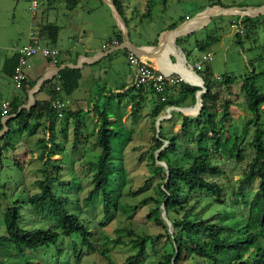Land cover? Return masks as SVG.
Listing matches in <instances>:
<instances>
[{
	"label": "trees",
	"instance_id": "trees-1",
	"mask_svg": "<svg viewBox=\"0 0 264 264\" xmlns=\"http://www.w3.org/2000/svg\"><path fill=\"white\" fill-rule=\"evenodd\" d=\"M77 0H66L67 7L72 8ZM118 10H121L120 0H113ZM149 4L150 0H146ZM168 0H160L165 5ZM209 3L223 5L221 0H210ZM147 10L145 11V13ZM240 18V24L243 28L242 32L235 31L236 41L240 44L241 39L238 37L240 33H247L248 28H256L261 21H264V14L242 15L233 17ZM231 23V22H230ZM175 33V32H172ZM198 48L204 49L205 44L197 40ZM173 47V48H172ZM168 51L175 52L172 44L167 45ZM178 55L180 53H177ZM16 53L8 58L3 64V69L10 74L16 62ZM167 62H170L166 59ZM173 63V62H170ZM169 68V67H168ZM262 73L254 69L249 74L244 75L239 89L246 99V108L252 114L243 126V133H246L249 125H252L253 132L249 139L244 136L238 141L234 140L231 146L227 147V139L224 135L225 123L230 115V105L232 100L229 97L230 88L235 77L230 74H222L220 80L213 78L209 66H205L199 74L203 80L205 90L200 93L201 106L196 114H194L199 104L187 106L195 102V92L199 86L189 84L183 80H179L173 84L166 85L162 93L157 92L150 85L134 86L130 84L122 91L107 96H116L119 101L125 99L124 106L129 103L131 106V115L136 117L147 92L156 94L158 102L154 103L151 114L157 116L166 106H187L186 110L171 108L168 118L160 119L159 128L156 129L157 137L154 146L159 148L164 140L167 145L162 149L159 148L157 159L165 162L166 171L162 166L159 170L163 171L161 180L156 184V191L160 196L149 195L143 197L132 206L121 203L118 199V190L116 189V181L121 178V163L114 159L111 140L117 137L119 133L115 127L121 123V117L124 109L115 114L113 120L109 119V112L103 108L98 110L100 123L96 128L95 141L99 146V152L94 159L86 161V168L93 169L91 173V187L87 190L85 196L81 198V206L79 211L88 214L91 218L95 217L96 209L100 205L98 223L104 225L112 220L117 209L122 210L129 217L139 205L145 204L152 199L154 204L149 208L146 216L156 226L161 228L160 232L134 234L130 237L129 243L134 249L121 262H116L111 256L105 255L108 264H149L148 257L151 256L149 245L155 243L162 237H166L170 243V250H163L156 254L155 264H182L181 260L187 258V253L191 254V262L184 264H264V240L259 239L257 229L264 232V119L261 117V104L264 103V91L260 90L257 84V78ZM59 75L63 84V89L70 92L77 85L78 71L74 68H61ZM200 82V78H193ZM50 80H44L38 91L45 88L48 84V98H35L34 104L30 107H18L25 103L28 98L27 90L33 86V82H27V78L23 81L18 92L7 98L8 117L4 120L5 129L0 135V166L2 157L9 149L12 150L13 164L21 166L19 159L15 155V147L17 144L16 136H20L25 130L28 133H34L37 127L42 126L48 134L56 135V125L60 124L59 132L65 133L63 124H67L70 117H74L73 132L74 141L80 137L79 129L83 127V119L81 110H67L65 106L61 109L62 116H58V110L51 104L53 97L57 96L54 87L50 86ZM228 93L221 102H219L220 87ZM161 96L164 98L161 99ZM189 102L184 103L185 99ZM0 101V106H1ZM184 103V104H183ZM217 106L221 110L217 115ZM14 114V115H13ZM194 114V115H189ZM181 116L180 130L168 131L164 133L162 121L175 119ZM0 121V130L3 127ZM114 125V126H112ZM53 147L44 143L45 138H38V142L42 143V150L38 154V158L42 160L43 167L39 171L43 173V177H39L36 183L39 191L28 195L23 204L29 205L36 214H42L45 218H52L55 224L52 226H31L25 227L20 224V206L18 201H13L7 205L3 211L4 229L0 232V264H44V262L36 263L29 257L36 255L38 248L46 252L47 246L55 244L56 258L61 255L62 247H59L57 241L61 236L68 237L72 244V250L75 254V261L80 251L85 248H92L93 243L91 237L93 232L90 230L91 221L80 213L73 211V208L66 206L67 200L61 196H56L51 190L48 180L60 176L59 172L52 174L48 170V166L58 167L62 159H50L60 150H63L61 144H58L54 138L48 137ZM47 138V139H48ZM236 139V137H235ZM249 145L253 149V155L246 161L242 175L237 180V189L239 194H234V201L238 196L241 197L242 204L247 210V217L244 219H234L225 222L223 217H205L197 206L201 199H213L217 203L224 201V188L222 185L211 178L224 173L223 168L215 161L217 155H228L237 161L243 160V147ZM77 145V144H76ZM75 145V146H76ZM74 146V147H75ZM184 148L185 163H174L168 155V149L178 150ZM23 152L30 154L31 148H26ZM153 157V155H152ZM181 161V160H180ZM187 162V164H186ZM50 173H49V172ZM168 172V175H167ZM256 178L258 185L250 198H246L243 188L250 185ZM149 178H146L142 184L136 188L129 189L127 192L136 195L146 190L149 184ZM73 198L71 201L77 200ZM70 201V203H72ZM162 205V206H160ZM165 211V220L161 216V211ZM89 218V217H88ZM168 222L171 225V232L168 229ZM125 229L127 234H133L132 227H117L116 232ZM115 242H122L119 233L113 239ZM80 242L82 247L79 246ZM57 243V244H56ZM47 247V248H46ZM103 252V251H102ZM64 253V252H62ZM65 255V254H63ZM7 257L5 260L4 257ZM201 261L198 262L196 259ZM25 261V263H24Z\"/></svg>",
	"mask_w": 264,
	"mask_h": 264
},
{
	"label": "rangeland",
	"instance_id": "rangeland-1",
	"mask_svg": "<svg viewBox=\"0 0 264 264\" xmlns=\"http://www.w3.org/2000/svg\"><path fill=\"white\" fill-rule=\"evenodd\" d=\"M209 1L210 0H168L164 7L160 0H150L149 4L146 0H132L137 8L134 15L139 16V19L137 18L134 22V26L131 27V35H134L135 33L137 37L145 39L158 31L160 27L165 26L166 18L169 15H172V17L175 16L177 23L178 20L183 18L185 13L192 16L202 4L209 3ZM221 3L229 6L246 3H264V0H221ZM16 4L17 8L14 11V6ZM21 8L23 10L22 16L18 12ZM0 9V62H2L4 54L8 51L7 47L12 45V43H16L23 37L25 32H27L28 26L26 18L30 11L27 8V2L25 0H0ZM145 10H147L146 14L148 16L143 17L138 14L139 11L141 13ZM230 16L236 17L240 15L237 13L218 15L213 18L211 23L193 31L191 35L182 36L181 40L184 49H188L190 52H186L188 61L193 62L196 58L200 59L202 54L201 50L194 45L196 40H202V38H205L210 34H215L219 37V40L216 43L213 42L211 45L212 59L203 61L202 65L203 68L206 65L209 66L215 80L219 81V77L222 74H230L235 77L230 88L231 94L229 95L232 100L229 109L230 115L224 127L227 147L231 146L234 140L238 141L243 136L246 139H249L254 128L252 125H249L246 133H243V126L246 120L252 116L246 108V99L239 89V85L244 75L249 74L252 69L257 72L261 71L262 73H260L257 78V84L259 85L260 90L264 91V21H261L256 28H248L246 34L240 33L238 37H240L241 43L239 44L236 41L237 36L235 35V30L230 26ZM122 59L120 51L113 53L109 59H106V61L108 60L110 62L108 72L111 77L116 79V81L121 80V76L126 70L130 72L127 65L124 66ZM178 60L182 62L185 61L182 53L178 55ZM106 61H103L102 63L106 65ZM193 68L199 74L203 69ZM95 77H97L96 80L94 79L95 81H90L91 88L89 89V94L85 96V99L88 100V106L91 108L93 104L92 102H94L99 105L98 110L105 108L109 112L110 120H113L115 114L124 109V114L121 117L122 123L118 127L112 125L115 127L119 135L113 137L111 140L112 148L114 150V159L120 161L122 168L121 178L116 181V189L119 192V201L128 206H132L145 196H160L156 191V184L161 180V176L163 175V171L159 170V166H162L164 171H166V165L164 161L157 159V153L159 148L162 149L168 142L167 140H164L158 149L154 146L155 138L157 137L156 129L159 128L160 123V120L157 123V118L159 116H162L163 119L168 118L171 108L166 106L157 116H153L151 114L152 106L159 100L156 94L147 92L143 102H141L138 115L132 117L130 113V104L127 103L124 106L125 99L120 102L118 101V97L114 95L107 96L112 91V88L100 89L99 87L103 85L102 76L99 77L97 73ZM12 89L13 91H18V89L14 88V86L11 87L9 84L5 92L3 91L0 95H9ZM99 92L102 93L99 94ZM227 95L228 93L223 89V86L220 87V98L218 101L221 102ZM187 102H189L188 99L184 103ZM194 103L187 104V106H192ZM80 105L87 108L84 103H81ZM71 107L73 106L71 105ZM183 108L186 110V107ZM261 108V117L264 119V103L261 104ZM173 109L172 113H175V110H179L182 114H188L177 107H174ZM95 111L96 110H94L93 115H88V112L86 111L82 112L83 127L79 129L80 137L77 141L73 140V132L75 131L73 129V124L75 118L70 117L68 123L63 124V128H65L64 134L58 131L60 128L56 125V135L50 136L48 130L46 131L44 127L39 126L34 133H28L29 130H25L20 136H16L17 144L15 147V155L22 160V162H20L21 166L13 164L11 149L8 150L5 157H2L0 166V232L4 229L3 211L5 207L13 201H18L19 204L21 203L20 224L22 226L45 227L55 224V221L52 218H45L42 214H36L29 205L21 202L26 201L28 195L39 191L36 180L39 177H43V173L39 171V168L43 167L44 163L38 158V154L43 147L42 143L38 142V138L40 137L45 138L46 141H44V143L48 142L46 143L47 146L49 144L53 147V144H51L52 142H50L48 138L52 137L58 144H61V147H63V150L50 156V159H62L59 161L60 163L58 164V167H47L52 174L56 171L60 173V176L53 178L49 177L48 184L51 190L56 196H61L67 200L66 206L68 208H73V211L80 213V215H83L86 220L91 221L90 230L93 232V236L91 237L93 247H83V250L80 251L77 256L76 261L70 239L68 240V237L61 236L57 243L59 244V247L64 248L62 249V252L64 253L60 252L61 255L56 258L57 252L55 244L47 246L48 248L46 247V252L41 250L45 248V246L40 247L37 249L40 251H38L36 255H31L29 257L36 263L108 264L105 255L111 256L116 262H121L132 252V250H134L129 243L130 237L135 236L134 234H141L142 232L156 233L161 231V228L156 226L146 216L149 208L154 204L152 199H149L145 204L139 205V207L131 212L132 214L130 217L122 210L117 209L114 218L104 225L99 224L97 220L99 217L98 209L100 210V205H98V208L95 211L96 214L94 218L79 211L81 198L85 196L87 190L92 185L91 173L93 169L85 167L87 166L86 161L94 159L99 152V146L95 141V133L101 119L99 114ZM92 112L93 110H91L90 113ZM197 112L198 109L194 114ZM220 113L221 110L218 108L217 115H220ZM180 119L181 116L178 115L175 117L174 121H162V131L164 133L170 130L179 131ZM26 148H31L32 152L26 155L25 152H23ZM168 155L174 163H185L184 148L178 150L168 149ZM252 155L253 149L247 144L243 147L242 161H237L233 157L224 154L217 155L215 161L221 168H223L224 173L211 178H215V180L224 188V201L223 203H217L213 199L202 198L197 206L198 209H202L201 205L205 208L202 211V216L223 217L224 219L222 220L225 222L247 217V210L242 204L241 197L238 196L237 201H234V194H239L237 180L243 173L246 161L249 160ZM146 178L150 179L146 190H143L136 195L128 194L127 191L129 189L136 188L142 184ZM257 185L258 181L255 178L250 185H246L243 188V193L246 198L251 197ZM76 197L78 198L77 200L71 201V199ZM70 201L72 203H70ZM124 226L132 227L134 230L133 234H127L125 229L116 232L117 227ZM168 229L171 232L170 223H168ZM118 233L122 242H115L113 240ZM257 233L262 242V240H264V232L259 228L257 229ZM77 243L80 247L83 246L79 241H77ZM148 248L150 249L149 253H151V256L148 257V260L150 261L149 264H155L156 255L153 252H156L157 254L163 250H170V243L166 237H162L151 245L148 243ZM187 256V258L181 260L182 264L193 260L190 258V253H187ZM4 259L6 260L7 257L5 256ZM196 261L200 262L201 260L197 258ZM12 264L16 263L12 262Z\"/></svg>",
	"mask_w": 264,
	"mask_h": 264
},
{
	"label": "crops",
	"instance_id": "crops-1",
	"mask_svg": "<svg viewBox=\"0 0 264 264\" xmlns=\"http://www.w3.org/2000/svg\"><path fill=\"white\" fill-rule=\"evenodd\" d=\"M25 1L27 2V8L30 11L26 18L28 29L20 40L7 47L8 51L4 54L2 62H0V94L3 91L5 92L9 84L13 87L10 74L3 69V64L6 61V58L16 53V50L20 45L29 40L28 32L32 30L36 39L41 43L58 47L59 54L55 61L41 57L40 55L30 57L29 66L26 68L27 82L34 81V86L37 81L44 78L41 81L40 86L44 80L48 79L50 80L49 84L52 87L59 82L61 89L57 90L55 95L67 99L65 108L72 111H86L88 112V115L94 114L97 104L92 102L93 104L90 108L85 96L89 94V89L91 88L90 81L94 79L96 80L97 77H95V75L97 73L99 77L102 76L101 78L103 80V85L99 88H112V91L109 94L122 91L131 84L132 73L128 70L123 73V78L121 76L120 81H116V79L111 77L108 72L110 62L108 60L106 61V59H109L113 53L120 51L123 58V64L126 66L125 52L128 48H131L144 57L155 68L178 75V73H180L179 71L168 68L171 64H185L192 69L194 63L199 60L196 58L193 62L188 61L186 54L190 52L182 46V36L191 35L193 31L211 23L213 18L218 15L238 14V11L240 10L239 8L233 10L235 6H254L264 4L246 3L242 5L226 6L216 3H205L202 4L192 16L185 13L183 18L178 20L177 23L175 16L172 17V15H169L166 18L165 26L160 27V29L153 35L141 39L140 37H137L135 33L134 35H131L130 32L131 27L135 24V20H137V18L139 19V16L134 15L137 8L132 0H120L121 10H118L115 6L122 19L116 14L115 9L109 4L108 0H77L72 8L67 7L66 0H45L40 2L34 12L29 9L28 1ZM162 6L165 7L166 5L162 4ZM16 8L17 4L14 6V11ZM254 10L255 9L253 8H245L241 12H253ZM145 11H142L141 13L139 11L138 14L143 17L148 16ZM18 12L21 16L23 15L22 8ZM232 20L233 16H230L229 22ZM177 29L179 30L172 33ZM113 38H116L118 42L115 44L110 43V40ZM218 40L219 37L215 34H210L205 38H202V42L208 43L205 44L204 49H200L202 53L201 57L204 52L211 51V45ZM105 42H108V44L103 47L102 44ZM197 42L198 41L196 40L194 45L198 48ZM132 44L139 45V49H135ZM170 44L174 46L175 52L167 50V53L165 54L163 52L164 48ZM177 53H182L184 55V62L178 60ZM166 59L173 63L167 62ZM103 61H106L107 64L104 65L102 63ZM65 67L74 68L78 71L77 85L70 92H66L63 89V84L59 75L60 69ZM201 68H203L202 64L200 66V69ZM47 85L48 84H46L45 88L40 91H38V88L34 92V97L40 99L48 98L49 94L47 91ZM29 89L27 90L28 95ZM17 92L12 89L9 95H0V101L2 102L6 100ZM101 93L102 92H99V94ZM186 100L187 98L185 101ZM81 103H84L87 108L82 107L80 105ZM71 105L73 107H71ZM91 110H93L92 113H90ZM95 112H97V110ZM3 128L4 126L2 129Z\"/></svg>",
	"mask_w": 264,
	"mask_h": 264
},
{
	"label": "built area",
	"instance_id": "built-area-1",
	"mask_svg": "<svg viewBox=\"0 0 264 264\" xmlns=\"http://www.w3.org/2000/svg\"><path fill=\"white\" fill-rule=\"evenodd\" d=\"M29 3V9L34 12L39 6L41 1L45 0H27ZM230 26L233 27L235 31L242 32L243 28L240 24V19L232 20ZM29 40L24 44L20 45L16 50V62L14 64L11 82L16 89H20L23 81L27 78L26 68L29 66V59L34 55H40L44 58H49L55 61L57 55L59 54V49L56 46L46 45L41 43L36 39L35 34L32 30L28 32ZM118 40L113 38L110 43H117ZM108 42L102 44L105 47ZM212 52L206 51L201 59L197 60L193 67L200 68L203 61L211 60ZM125 62L132 73L131 84L134 86L140 85H150L155 91L162 93L166 85L173 84L179 80L186 81L179 74L174 75L171 72L163 71L161 69L155 68L150 64L144 57L139 55L135 50L128 48L125 52ZM194 71L195 69L192 68ZM196 72V71H195ZM190 83L189 81H187ZM193 84V83H190ZM55 90H60L61 85L57 82L54 86ZM164 97L161 96V99ZM67 99L55 96L51 100V104L54 108L58 110L57 115L62 116L61 109L66 105ZM171 106L170 108H174ZM8 102L7 100L2 101L0 106V121L3 122L5 117L8 115Z\"/></svg>",
	"mask_w": 264,
	"mask_h": 264
},
{
	"label": "water",
	"instance_id": "water-1",
	"mask_svg": "<svg viewBox=\"0 0 264 264\" xmlns=\"http://www.w3.org/2000/svg\"><path fill=\"white\" fill-rule=\"evenodd\" d=\"M109 1V4H111L112 6H113V8L115 9V11H116V14L119 16V18L120 19H122L121 18V16L119 15V13H118V11H117V9H116V7H115V5H114V3H113V1L112 0H108ZM235 8H239V10L240 11H238V14H240V15H250V16H256V15H259V14H264V4H259V5H254V6H235ZM245 8H253V9H255L253 12H241L243 9H245ZM122 23H123V21H122ZM133 45V47L135 48V49H139V45H136V44H132ZM196 73V72H195ZM196 75L200 78V80H201V83H198V84H193V85H197V86H199V89H197L196 90V92H195V103L194 104H196L197 103V100H198V110H199V108H200V106H201V97H200V93L202 92V91H204L205 90V88H204V83H203V80H202V78H201V76L199 75V74H197L196 73ZM44 78H41L39 81H37L36 82V84L34 85V86H32L30 89H29V95H28V99H27V102L26 103H22L19 107H18V110L21 108V107H30L32 104H34V102H35V97H34V92L39 88V86H40V83H41V81L43 80ZM169 108L171 107V106H168ZM175 107H177L178 109H180L181 107L180 106H175ZM14 115V114H13ZM9 115H7L6 117H5V119L8 117ZM162 118V116H159L158 118H157V123L159 122V120ZM3 123H4V121H3ZM3 126H4V128L3 129H1L0 130V135L3 133V131H4V129H5V123L3 124ZM167 175H168V172H167ZM161 216L165 219V220H167V218H166V216H165V211L163 210L162 211V213H161ZM169 223V222H168Z\"/></svg>",
	"mask_w": 264,
	"mask_h": 264
},
{
	"label": "bare ground",
	"instance_id": "bare-ground-1",
	"mask_svg": "<svg viewBox=\"0 0 264 264\" xmlns=\"http://www.w3.org/2000/svg\"><path fill=\"white\" fill-rule=\"evenodd\" d=\"M237 8H233V10H236ZM179 29L175 30L174 32L178 31ZM167 46H165L164 48V53L166 54L167 53ZM169 69H175L177 71H179L180 73H178L183 79H185L186 81H189L190 83H193V84H198V83H201L200 82H197L195 81L193 78H195L197 75L195 73L194 70H192L190 67L186 66L185 64L184 65H176V64H171L169 66ZM198 104V100H197V103ZM195 104V105H196ZM185 107V106H183ZM181 107V108H183ZM187 107V106H186Z\"/></svg>",
	"mask_w": 264,
	"mask_h": 264
}]
</instances>
